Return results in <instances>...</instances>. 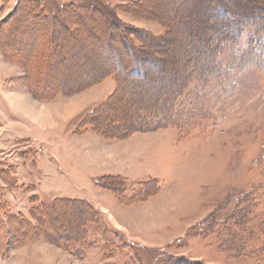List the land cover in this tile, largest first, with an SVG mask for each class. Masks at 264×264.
Instances as JSON below:
<instances>
[{"label":"rangeland","instance_id":"rangeland-1","mask_svg":"<svg viewBox=\"0 0 264 264\" xmlns=\"http://www.w3.org/2000/svg\"><path fill=\"white\" fill-rule=\"evenodd\" d=\"M166 256L264 264V0H0V264Z\"/></svg>","mask_w":264,"mask_h":264},{"label":"trees","instance_id":"trees-1","mask_svg":"<svg viewBox=\"0 0 264 264\" xmlns=\"http://www.w3.org/2000/svg\"><path fill=\"white\" fill-rule=\"evenodd\" d=\"M133 3V2H132ZM23 4V3H22ZM34 3H32V5H33ZM140 4H143V3H141V1L140 2H137V3H133L132 4V6L131 7H137V6H139ZM36 4H34V6H35ZM20 6H22V5H20ZM20 6H17V8H16V13L18 12V10H20L19 8H20ZM84 6V8L83 9H86L88 12L90 11H92L93 12V9L95 10V11H97L98 10V7H92V6H89V5H83ZM206 7L208 6V3L205 5ZM208 8V7H207ZM210 9H212V8H215V6H213L212 5V7H209ZM24 11L26 10V11H30V10H28V9H23ZM101 10V9H100ZM102 11H103V15L101 16V19L104 21V23H105V25H106V29H108L109 30V25H110V20L108 21V18L110 19L111 18V16H107L106 14H108L109 15V13H106V12H104V10L102 9ZM116 14H114V19L116 20ZM117 21V20H116ZM120 25V24H119ZM118 25V21H117V24L115 25V24H113V28L114 29H116V31H117V34L119 35V34H121L120 33V31H121V27ZM117 37H119L120 38V36H117ZM67 37L65 36L64 38H63V40L64 39H66ZM138 40L140 41V43L141 44H143V46H145V43H144V41L141 39V38H138ZM124 41V40H123ZM122 41V42H123ZM55 40L54 39H52V40H50V43H51V46H52V44L53 45H56L55 43ZM114 46V45H113ZM123 46H125V48H124V50L127 48V49H129V51H130V53L131 54H135V55H137V52H133L132 50H130L131 48H130V46L128 47V45L125 43V42H123ZM142 46V48H144ZM53 47V46H52ZM128 51V52H129ZM129 53V54H130ZM138 56H142V55H139V53H138ZM123 67H124V65H122V63L121 62H119V64H118V66H117V68L116 69H118V68H120V69H123ZM41 70V69H40ZM112 70L114 71V68H112ZM109 72L110 71H108L105 75H109ZM103 74H100V76H102ZM103 77V76H102ZM98 80H96V82H97ZM96 82H94L93 81V84H95ZM92 84V83H91ZM70 90H74L73 88H71V89H69V91ZM66 91V90H65ZM53 92H55V93H57V91L56 90H53L52 91V93ZM67 92V91H66ZM51 93V94H52ZM30 202H31V204H32V206L33 207H31V210H30V212H31V215L30 216H33V218H36V217H34L35 215H34V213H36L37 211H39V210H43V211H46L47 209L48 210H53V208L54 207H56V206H58L59 204H67V205H72V206H74V207H82V203H84V202H81V201H76V200H66V199H57V200H54L52 203H42V202H39V199H38V197L36 196V195H32V197L30 198ZM89 207V206H88ZM90 208V207H89ZM91 209V208H90ZM162 257H165V255L164 256H162ZM172 259V258H171ZM166 263L165 264H167L168 262H170V257H168V256H166ZM175 262V261H174ZM174 262L173 263H171V264H174ZM178 263V262H177Z\"/></svg>","mask_w":264,"mask_h":264}]
</instances>
